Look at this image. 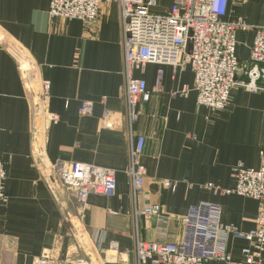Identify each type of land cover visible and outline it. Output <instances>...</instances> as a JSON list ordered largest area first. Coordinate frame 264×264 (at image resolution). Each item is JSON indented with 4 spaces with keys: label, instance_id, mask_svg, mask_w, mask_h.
I'll return each mask as SVG.
<instances>
[{
    "label": "crops",
    "instance_id": "obj_1",
    "mask_svg": "<svg viewBox=\"0 0 264 264\" xmlns=\"http://www.w3.org/2000/svg\"><path fill=\"white\" fill-rule=\"evenodd\" d=\"M50 4L0 0V161L6 170L0 264H39L44 257L49 264H137L136 241L158 237L154 223L136 218L135 209L159 205L171 219L168 241L176 242L184 235L182 219L201 202L221 207L222 223L238 234L230 237L229 252L241 262L242 251L250 247L243 236L256 228L260 204L216 188H235L238 165L260 168L264 92L236 88L228 107L212 111L197 102L190 65L175 71L150 64L136 71L152 93L135 126L136 134L146 137L141 164L147 172L145 193L136 199L126 175L130 142L119 4L105 3L92 30L80 21L52 19ZM172 5L173 0L158 12ZM240 18L264 26V0H230L224 20ZM236 40V55L244 62L255 33L238 31ZM35 81L49 84L48 113L59 117L56 124L46 122L39 140L33 133ZM185 88L191 89L187 96ZM84 102L94 104L91 116L79 115ZM107 112L113 113L111 128L103 127ZM59 162L115 170V195H91L78 217L75 199L49 178V166Z\"/></svg>",
    "mask_w": 264,
    "mask_h": 264
},
{
    "label": "built area",
    "instance_id": "obj_2",
    "mask_svg": "<svg viewBox=\"0 0 264 264\" xmlns=\"http://www.w3.org/2000/svg\"><path fill=\"white\" fill-rule=\"evenodd\" d=\"M110 1L119 4L121 12L125 118L130 142L126 175L132 196L137 199L145 193L147 172L141 164L146 137L137 135L135 126L143 115L142 105L150 101L152 93L148 91L146 81L136 78L134 73L144 72L150 64L171 66L175 71H183L190 65L198 104L212 111H222L230 105L232 91L236 88L252 93L264 92V26L248 24L241 18L225 21L230 0H173V5L165 12L155 11L159 0H51L49 15L54 20L80 21L85 29L92 30L101 17L104 4ZM238 31L255 33L250 57L244 62L236 55ZM158 74L160 81L163 72ZM49 89V84L44 83L45 119L56 124L59 117L49 114L46 106ZM190 91L185 88L182 94L187 96ZM105 102L106 98H103L102 103ZM93 112L92 102H84L79 109L80 116H91ZM112 116V112L106 113L104 128H111ZM260 157L261 166L257 170L242 164L233 170L234 189L216 188L221 194H237L260 204L256 228L243 236L250 247L242 251L241 262L234 260L229 252L230 237L238 234L234 228L222 223V210L217 204L201 202L192 206L182 219L183 238L170 242V217L159 205L147 203L141 209H135L134 215L154 223L158 240L136 241L137 264H205L210 261L264 264V151ZM48 170L51 183L75 199L81 218L91 195L112 197L117 189V172L112 169L59 162L51 164ZM5 180V166L0 161V211L5 201ZM49 263L47 257L39 261V264ZM63 264L90 263L66 261Z\"/></svg>",
    "mask_w": 264,
    "mask_h": 264
},
{
    "label": "rangeland",
    "instance_id": "obj_3",
    "mask_svg": "<svg viewBox=\"0 0 264 264\" xmlns=\"http://www.w3.org/2000/svg\"><path fill=\"white\" fill-rule=\"evenodd\" d=\"M172 0H160V4L158 8H156L155 11H158L161 8H165L168 3L170 4ZM35 85L32 86L34 89V92H37V99L34 98L32 99L33 101V123H34V130L33 133L34 135L36 134V137H42L44 134L45 128H46V110H45V104L44 101H42V93H43V85L40 83L38 85L37 81L34 82Z\"/></svg>",
    "mask_w": 264,
    "mask_h": 264
}]
</instances>
